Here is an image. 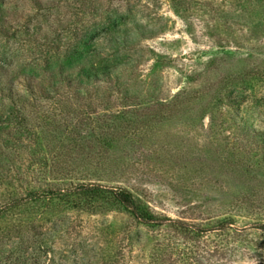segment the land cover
Listing matches in <instances>:
<instances>
[{
	"label": "rangeland",
	"instance_id": "374dc122",
	"mask_svg": "<svg viewBox=\"0 0 264 264\" xmlns=\"http://www.w3.org/2000/svg\"><path fill=\"white\" fill-rule=\"evenodd\" d=\"M38 31L55 32L44 48L50 60L82 62L85 75L100 80L119 76L149 104L189 92V102L152 131L166 163L147 167L139 156L146 145L120 143L111 169L95 175L82 165L77 176L124 184L156 214L196 224L204 237L135 225L115 211L69 212L42 233L23 232L26 219L41 222L38 215H5L3 207L52 179L38 173L34 142L24 140V149L5 134L7 108L0 112V170L7 172L0 178L1 264H264V231L256 227L264 224V0H0V66L38 63ZM220 56L225 63L210 70ZM220 71L237 82L192 102ZM243 193L260 207L240 204ZM230 218L223 232L207 230Z\"/></svg>",
	"mask_w": 264,
	"mask_h": 264
},
{
	"label": "trees",
	"instance_id": "16d2710c",
	"mask_svg": "<svg viewBox=\"0 0 264 264\" xmlns=\"http://www.w3.org/2000/svg\"><path fill=\"white\" fill-rule=\"evenodd\" d=\"M53 33L50 31L45 35L38 31L33 37L32 40L42 49L40 56L36 54L33 59L40 60L38 63H27L18 70L10 62L0 66V88H3L0 96L4 97L0 98V112L11 109L5 134L24 149L29 146L24 140L34 142L36 146L32 153L37 155L38 173L43 178L49 175L52 179L45 186L39 184L27 190L24 198H13L3 207L5 212L9 211L5 215L16 213L22 218L21 215L30 217L34 213L41 222L35 225L26 219L27 228L23 232L42 233L46 222L69 212L103 214L115 211L128 215L129 221L135 225L153 229L175 228L185 238H196L202 242L204 232L196 224L156 214L128 186L108 184L101 178L88 180L86 174H81L84 177L77 176L83 170L82 165L89 166L88 170L95 175L111 169L108 166L110 156L120 143L121 146L127 143L135 148L146 145L139 156L147 158L142 161L147 167H154L157 161L166 163L167 160L160 155L163 144H158L157 134L152 131L174 117L182 102H189L190 97L186 96L189 92L179 90L170 102L164 100L160 106H157L158 101L149 104L139 98L138 93H132L119 76L100 80V76L85 75L82 62L59 56L50 60L44 48L51 46ZM224 58L212 59L209 69H216L218 64L225 63ZM237 79L220 71L216 80L192 93L191 101H199V97L215 93L224 81L235 84ZM207 106L208 103H202L199 109L212 117V113H207ZM110 109L111 116L100 115ZM62 136L66 143L60 141ZM164 149L169 151V145ZM2 171L6 172L0 170V178ZM242 195L238 200L240 204L260 207L256 198ZM31 207L36 210L28 214ZM232 221L231 218L213 221L207 230L223 232ZM256 227L264 231V224ZM18 229L11 231L17 233Z\"/></svg>",
	"mask_w": 264,
	"mask_h": 264
}]
</instances>
